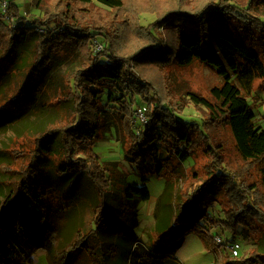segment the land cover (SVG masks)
<instances>
[{
    "label": "trees",
    "instance_id": "16d2710c",
    "mask_svg": "<svg viewBox=\"0 0 264 264\" xmlns=\"http://www.w3.org/2000/svg\"><path fill=\"white\" fill-rule=\"evenodd\" d=\"M176 1L148 27L124 18L146 12L139 0H99L108 25L91 23L93 0H38L48 7L38 19L8 1L0 13V126L19 124L17 136L26 131L30 141L0 199V264L31 263L39 249L50 264H182L134 232L150 180L132 185L95 151L109 106L124 160L166 181L163 206L173 212L156 227L159 242L180 246L196 234L213 249L223 246L213 241L219 230L234 237L241 229L257 247L223 264H264V130L250 101L255 81L264 90V0ZM139 40L145 44L131 53ZM195 65L217 72L213 101L176 81L175 69ZM185 97L204 106L205 118L184 115ZM143 105L148 124L137 134L134 112ZM220 129L240 165L228 161Z\"/></svg>",
    "mask_w": 264,
    "mask_h": 264
},
{
    "label": "rangeland",
    "instance_id": "374dc122",
    "mask_svg": "<svg viewBox=\"0 0 264 264\" xmlns=\"http://www.w3.org/2000/svg\"><path fill=\"white\" fill-rule=\"evenodd\" d=\"M8 1L10 0H0V13H7ZM12 1L18 9L20 15L26 19L42 18L45 9L48 11L47 6L42 7L38 5V0ZM93 1L95 9L89 16L91 23L104 25L111 23V21L107 20L109 10L104 7L99 0ZM248 1L249 0H235V3L245 7V4ZM4 2H7L6 11H4L3 8ZM139 2L141 6L145 7L146 12L141 13L135 21L133 20L134 16L131 14L125 15L124 18L131 24L138 22L137 24L140 27L150 26L157 20L159 11H166L170 5L177 3L176 0H139ZM261 19L264 22V14L261 16ZM225 25L227 26V29H231L233 31L232 28L234 25L232 27L226 23ZM101 39L99 38V40ZM101 41L104 44V41ZM143 44H145V41L143 40L134 42L132 46L129 47V51L133 53L134 50L140 48ZM103 47H105V45ZM66 68L67 66H65L63 70ZM175 74V79L180 85H185L193 90L194 93L201 94L210 101H213L210 92L212 88L220 85L218 74L214 69L204 65H195L185 70L177 68L175 69ZM109 92V90L106 91V95L104 97L105 104L107 103ZM185 101L188 103V106L183 112L185 116L196 118L198 120L205 118L206 111L204 106L196 105L190 97H185ZM250 101L256 113L255 123L258 127L264 130V90L261 88L259 80L255 81ZM111 107L112 106H109L103 113L104 124H101L98 129L99 137L95 151L100 156L101 162L115 164L114 168H117L119 173L126 174L128 176V182L132 185L143 186V178H148L150 180L148 187L151 191V199L140 204L138 208V218L140 220V224L134 230L137 237L141 239L143 245L147 247L151 245L152 248L161 256H175L182 262V264H223L227 258L233 259V257H235L228 247L230 243H238L241 247L239 250V256L235 258H243L244 256H247L250 249H255L257 247V244H254L252 239H248L243 236L241 229H239V233L234 237L231 235L227 236L219 230L221 234L220 237L223 239L222 243L217 242L216 239H213V241L216 245L223 246H215L213 249L208 247L203 239L196 234L188 235L180 246H178V243H168L166 245H162L158 240L156 227L159 221L166 219L170 220V216L173 212L170 203H168V206L166 207L163 206L167 198L164 196L166 181L164 179L151 177L150 175L147 176L144 171L141 172L136 168H132L124 160L125 140L124 136L120 132L115 118L113 117V109ZM30 123L35 125L37 124V121L36 119H32ZM44 123L45 120H43V125ZM134 123V131L140 130L141 132V130L145 127V125H143L139 120L136 121L135 112ZM16 126H19V124ZM16 126H12L11 124H8V122L5 126H0V199H2L8 189L12 187V180L15 177L13 170L21 169L20 162L22 159H20L19 156H21L24 150L27 149V144H29L30 141V135L26 131L24 133L25 137L19 138L17 136V132L15 130ZM217 136L225 141V148L227 151L226 157L228 161L235 166L240 165V162L235 159L236 151L229 131L227 129H220V131L217 132ZM194 162L195 161L193 160H189L185 167L188 170L193 168L195 166ZM6 167L8 169H6ZM115 180L119 181L120 177H116ZM219 210V204H215L213 206V211ZM228 239L229 242H227ZM262 251H264V248H262ZM47 253L48 252L45 249L37 250V252L32 256L33 262H28L27 264H50Z\"/></svg>",
    "mask_w": 264,
    "mask_h": 264
},
{
    "label": "built area",
    "instance_id": "2783aa9c",
    "mask_svg": "<svg viewBox=\"0 0 264 264\" xmlns=\"http://www.w3.org/2000/svg\"><path fill=\"white\" fill-rule=\"evenodd\" d=\"M7 2L3 3V8L4 11H6ZM96 50L97 51H102L103 50V45L99 44L96 42ZM146 112L147 108L145 106L138 107L135 111V117L136 121L139 120L143 125H147V118H146ZM137 134H140V130H136ZM214 239L217 240V242L222 243V238L218 235H215ZM229 249L231 252L234 254L235 257L239 256V250L241 249L240 245L238 243H230L228 245Z\"/></svg>",
    "mask_w": 264,
    "mask_h": 264
}]
</instances>
